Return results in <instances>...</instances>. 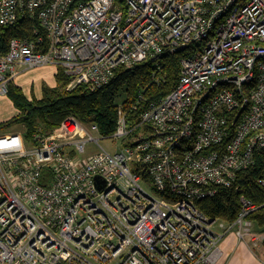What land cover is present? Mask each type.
Listing matches in <instances>:
<instances>
[{"label":"built area","instance_id":"obj_1","mask_svg":"<svg viewBox=\"0 0 264 264\" xmlns=\"http://www.w3.org/2000/svg\"><path fill=\"white\" fill-rule=\"evenodd\" d=\"M23 15L47 37L0 49L1 95L36 67L94 91L119 67L195 49L138 121L120 104L110 135L75 115L33 143L0 133V264H216L230 233L263 244L251 199L233 221L197 202L264 157V0H0V25Z\"/></svg>","mask_w":264,"mask_h":264},{"label":"trees","instance_id":"obj_2","mask_svg":"<svg viewBox=\"0 0 264 264\" xmlns=\"http://www.w3.org/2000/svg\"><path fill=\"white\" fill-rule=\"evenodd\" d=\"M39 27L40 34L47 37L46 31L40 27L38 19L21 16L10 25H0V49L3 53L9 50L12 38L32 37L34 28ZM194 45L176 53L162 54L157 61L162 65L163 82H154L153 75L157 71L155 60L147 59L133 67H119L115 77L106 85L91 90L88 85L80 84L69 89L71 77L63 66L57 67V85H44L42 96L29 99L22 87L11 83L8 96L20 111L19 115L2 124L11 126L14 123L24 125V137L28 143H33V136L41 129L50 132L70 115H75L84 123H95L103 135L112 134L117 125L118 108L123 104L132 121H138L140 111L151 101L159 100L173 90L181 76L182 59L194 50ZM134 105L140 109L134 111ZM2 128V127H1ZM264 157L258 153L255 164L238 173L236 181L231 186L218 187L215 195L203 198L197 202L199 208L213 218L233 221L237 218L241 197L251 199L259 208L251 219L256 227L264 231ZM264 241L254 248L257 256L264 260Z\"/></svg>","mask_w":264,"mask_h":264},{"label":"rangeland","instance_id":"obj_3","mask_svg":"<svg viewBox=\"0 0 264 264\" xmlns=\"http://www.w3.org/2000/svg\"><path fill=\"white\" fill-rule=\"evenodd\" d=\"M55 69H57L55 68V65H46L28 69L26 70V72H24V76H22V79L18 80L17 84L22 87L25 95L29 99H32L34 97L40 98L42 96V88L44 85H57ZM19 113L20 111L14 105L12 99L8 95L6 96L0 94V133L24 131L25 127L22 123H14L11 126L5 127L2 126V124L8 123L9 121L17 117ZM103 144L106 148L109 149H113L115 147L110 141H103ZM94 151L95 146L93 144L89 145L88 152L85 156H88Z\"/></svg>","mask_w":264,"mask_h":264},{"label":"crops","instance_id":"obj_4","mask_svg":"<svg viewBox=\"0 0 264 264\" xmlns=\"http://www.w3.org/2000/svg\"><path fill=\"white\" fill-rule=\"evenodd\" d=\"M56 72L57 69H55V74ZM22 76H24V73L18 80H21ZM220 245L223 254L216 264H264V260L257 256L254 249L240 240L235 233L226 235L221 240Z\"/></svg>","mask_w":264,"mask_h":264},{"label":"water","instance_id":"obj_5","mask_svg":"<svg viewBox=\"0 0 264 264\" xmlns=\"http://www.w3.org/2000/svg\"><path fill=\"white\" fill-rule=\"evenodd\" d=\"M101 177L100 176H96V179L99 180Z\"/></svg>","mask_w":264,"mask_h":264}]
</instances>
